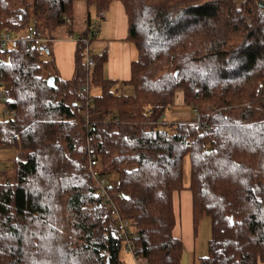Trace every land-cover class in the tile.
<instances>
[{
	"label": "trees",
	"instance_id": "16d2710c",
	"mask_svg": "<svg viewBox=\"0 0 264 264\" xmlns=\"http://www.w3.org/2000/svg\"><path fill=\"white\" fill-rule=\"evenodd\" d=\"M112 1L0 0V29L32 23L48 38L63 27L74 33L80 6L85 29L76 36H85L89 7L102 18ZM119 1L137 51L129 94L103 76L105 52L93 55L87 74L80 39L68 79L49 48L46 57L25 43L0 52L4 104L14 111L0 119V148L16 151L12 176L0 169V264L121 263L89 150L146 264H179L172 193L182 189L191 192L194 229L210 218L208 253L196 264H257L264 257V0ZM86 80L98 88L87 108L76 94ZM177 90L196 112L158 125Z\"/></svg>",
	"mask_w": 264,
	"mask_h": 264
},
{
	"label": "crops",
	"instance_id": "0c3cea01",
	"mask_svg": "<svg viewBox=\"0 0 264 264\" xmlns=\"http://www.w3.org/2000/svg\"><path fill=\"white\" fill-rule=\"evenodd\" d=\"M94 15L97 16L96 12ZM89 16L90 19L93 18V14L91 15L90 10ZM102 19H104L103 22L101 24L98 22V27H96L97 30L90 40V43L93 44L92 50L90 49L91 53L93 55H101L105 52L106 60L102 68L103 76L107 79L117 81L112 89L122 91L124 90L122 89L124 86L129 94L131 93V85L127 80L130 77V63L136 58L137 51L135 46H133L134 48L132 47L134 44L127 39V18L122 3L119 0H113L103 14ZM74 28L76 30L74 33L68 32L65 28H60L54 38L45 36L50 39L47 41L48 45H50L48 48L53 56L56 70L63 79L70 78L74 67L73 51L75 41L69 38V35L72 34L76 36V33L85 29L84 19H76ZM20 30L21 29H19V31ZM93 89L98 88L93 87ZM96 92H98V90ZM181 95L182 92L177 90L173 104H170L165 109L171 117L174 114H187L189 116L191 113L190 110L192 111L191 107L189 111L187 110L189 107L183 104ZM173 111L177 112L173 113ZM168 116L169 115L166 113V117H163V120L166 119L164 123L172 122ZM172 207L175 216L172 234L174 237L181 240L183 246L182 252L185 251V253L188 254V252L190 253L191 250L194 249L193 231L195 230L192 218L190 190L182 189L180 191H173ZM257 264H264V257L259 260Z\"/></svg>",
	"mask_w": 264,
	"mask_h": 264
},
{
	"label": "built area",
	"instance_id": "2783aa9c",
	"mask_svg": "<svg viewBox=\"0 0 264 264\" xmlns=\"http://www.w3.org/2000/svg\"><path fill=\"white\" fill-rule=\"evenodd\" d=\"M65 21L68 22L69 19L65 17ZM96 27V23H90L85 36L78 37L72 34L69 35V38L73 39L75 42L78 39L84 42V63L87 74H89L95 67V59L90 50V40L95 33ZM21 30H24V34L18 35V32H20ZM21 30L9 31L0 29V52H5L10 49H16L19 43H25L28 50L36 51L39 56H42L44 53L48 52L45 50L48 49L47 45L45 44L50 39L40 34V32L32 23H27ZM1 86L3 85L0 81V88ZM77 95L81 98L82 104L83 101H85V107L87 108V105H89L91 101L88 80L81 83L77 90ZM4 103V94L0 92V119L12 116L14 113L13 110L5 107ZM194 111L196 112V109H194ZM85 122H88V116H85ZM156 123H164L163 114ZM201 125L202 127H205V124L201 123ZM97 164L98 162L95 155L89 150L88 166L90 175L96 180L99 187V194L102 197L105 205L108 207L110 215L114 219L115 232L121 240V249L131 256L133 264H146L145 258H142L134 253V239L137 236L136 231L133 229L131 221L120 214L115 201L111 198L112 196L108 192V181L104 177L98 175V169L96 167Z\"/></svg>",
	"mask_w": 264,
	"mask_h": 264
},
{
	"label": "rangeland",
	"instance_id": "374dc122",
	"mask_svg": "<svg viewBox=\"0 0 264 264\" xmlns=\"http://www.w3.org/2000/svg\"><path fill=\"white\" fill-rule=\"evenodd\" d=\"M89 10H90L91 15L93 14V16H92L93 18L91 19V23H96V26L98 25V22H99V24H101L104 19H102L98 15L97 16L94 15L95 10H94V7L92 5L89 7ZM85 16H86V10H84L80 6L76 7V10L74 13V20H76V19L83 20L85 18ZM96 30L97 29H95V31ZM23 34H24V30H21L20 32H18V35H23ZM45 45H47V44H45ZM133 46L134 45H132V47ZM48 47H50V45H48ZM92 47H93V44L90 43V49L91 50H92ZM43 57H46V53L43 54ZM0 81H1V79H0ZM1 82H2L3 86H1L0 92H2L4 94V90H5L4 85L5 84L3 81H1ZM122 89H124V90H122V91L119 90V92H123L124 94H128L124 86ZM130 89L132 92L133 87L131 86ZM97 90L98 89H93V88L89 89L90 97H91V95L98 93V92H96ZM176 93H177V91H176ZM76 94H77V91H76ZM181 99H183L182 95H181ZM173 102L171 104H173ZM80 104L82 106H86L85 101H83V104H82L81 98H80ZM183 104L185 106L189 107V109H187L188 111L190 110V107L192 108L191 105H187L184 102H183ZM194 109L195 108H192V111L190 110L191 113L189 116L187 114H174L172 117L170 116V114L168 113L167 110H164L163 117H166V113H167V115H169L168 117H170L169 119L172 120V122H178L180 120L186 121V120H189L194 115L193 114V112L195 113ZM175 112H177V111H173V113H175ZM164 120H166V119H164ZM162 124H158V125H162ZM14 154H16L15 150L8 149V148H0V169H6L8 176H12V173H13L12 157ZM193 233H194L193 234L194 249L191 250L190 253L188 252V254H186L185 251H183L181 254L179 264H196L198 257L205 256L208 253V240L211 237L210 218L208 216H201L196 222V228L193 231ZM119 257H120V261H121L120 264H133L131 256L124 253L121 248H120Z\"/></svg>",
	"mask_w": 264,
	"mask_h": 264
},
{
	"label": "water",
	"instance_id": "95a60500",
	"mask_svg": "<svg viewBox=\"0 0 264 264\" xmlns=\"http://www.w3.org/2000/svg\"><path fill=\"white\" fill-rule=\"evenodd\" d=\"M260 6L262 8H264V2L260 3ZM46 51H48V49H45ZM176 74V73H175ZM47 84L48 86L50 87H53L54 86V81H53V77H49L48 80H47Z\"/></svg>",
	"mask_w": 264,
	"mask_h": 264
}]
</instances>
